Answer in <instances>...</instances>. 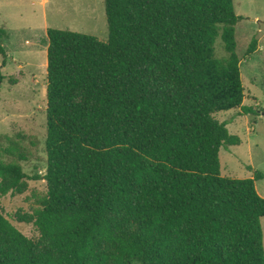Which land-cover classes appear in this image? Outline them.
<instances>
[{"label":"trees","instance_id":"16d2710c","mask_svg":"<svg viewBox=\"0 0 264 264\" xmlns=\"http://www.w3.org/2000/svg\"><path fill=\"white\" fill-rule=\"evenodd\" d=\"M105 7L107 42L48 29L40 237L0 211V264H264V175H222V149L242 140L215 118L255 114L243 107L235 0ZM28 179L0 160V197Z\"/></svg>","mask_w":264,"mask_h":264},{"label":"rangeland","instance_id":"374dc122","mask_svg":"<svg viewBox=\"0 0 264 264\" xmlns=\"http://www.w3.org/2000/svg\"><path fill=\"white\" fill-rule=\"evenodd\" d=\"M235 8L245 18L236 27L243 107L253 108L255 114L237 108L215 118L228 123L230 133L242 140L239 146L222 149V175L249 179L256 172L264 175V0H235ZM0 28L7 33L6 59L0 54V160L21 165L29 177L22 187L0 197V211L24 235L38 240L36 212L48 193L46 181L35 180L46 175L48 166V29L107 42L105 0H0ZM253 39L257 51L249 55ZM216 48L219 58L226 57L221 38ZM256 185L264 198V179ZM262 226L264 231V219Z\"/></svg>","mask_w":264,"mask_h":264}]
</instances>
